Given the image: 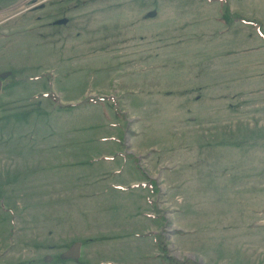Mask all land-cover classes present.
Returning <instances> with one entry per match:
<instances>
[{
	"label": "rangeland",
	"instance_id": "obj_1",
	"mask_svg": "<svg viewBox=\"0 0 264 264\" xmlns=\"http://www.w3.org/2000/svg\"><path fill=\"white\" fill-rule=\"evenodd\" d=\"M4 73L0 264H264V0H0Z\"/></svg>",
	"mask_w": 264,
	"mask_h": 264
},
{
	"label": "water",
	"instance_id": "obj_2",
	"mask_svg": "<svg viewBox=\"0 0 264 264\" xmlns=\"http://www.w3.org/2000/svg\"><path fill=\"white\" fill-rule=\"evenodd\" d=\"M8 77V73H4L0 75L1 78H6ZM0 89H1V81H0ZM79 248L80 244L79 243H74L64 254L66 257H72V258H77L79 256Z\"/></svg>",
	"mask_w": 264,
	"mask_h": 264
},
{
	"label": "flooded vegetation",
	"instance_id": "obj_3",
	"mask_svg": "<svg viewBox=\"0 0 264 264\" xmlns=\"http://www.w3.org/2000/svg\"><path fill=\"white\" fill-rule=\"evenodd\" d=\"M5 79H6V78H2V79H0V81H1V85H2V84L4 85V83H5Z\"/></svg>",
	"mask_w": 264,
	"mask_h": 264
}]
</instances>
